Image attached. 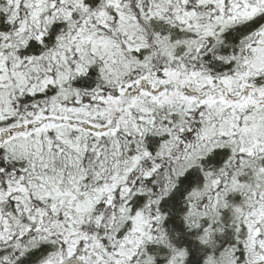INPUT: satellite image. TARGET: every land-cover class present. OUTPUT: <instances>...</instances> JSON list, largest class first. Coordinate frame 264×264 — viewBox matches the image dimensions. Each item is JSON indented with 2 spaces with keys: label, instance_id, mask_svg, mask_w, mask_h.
I'll return each instance as SVG.
<instances>
[{
  "label": "snow or ice",
  "instance_id": "6c2138e0",
  "mask_svg": "<svg viewBox=\"0 0 264 264\" xmlns=\"http://www.w3.org/2000/svg\"><path fill=\"white\" fill-rule=\"evenodd\" d=\"M0 264H264V0H0Z\"/></svg>",
  "mask_w": 264,
  "mask_h": 264
}]
</instances>
